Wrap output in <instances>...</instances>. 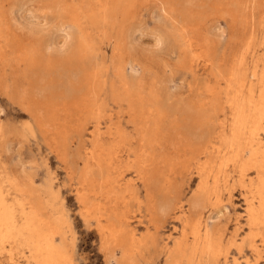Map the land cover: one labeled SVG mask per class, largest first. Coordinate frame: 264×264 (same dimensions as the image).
<instances>
[{"label": "bare ground", "instance_id": "bare-ground-1", "mask_svg": "<svg viewBox=\"0 0 264 264\" xmlns=\"http://www.w3.org/2000/svg\"><path fill=\"white\" fill-rule=\"evenodd\" d=\"M114 1L118 2V0ZM185 1L183 5H186L187 0ZM162 2L163 4H161L164 7V1ZM12 5L14 4L12 3ZM261 5L263 6V4ZM22 6L19 7L22 8ZM177 8L174 9L176 12ZM17 9L18 11L22 10ZM119 9L121 10V8ZM204 9L206 8L204 7ZM10 11L9 13H11ZM16 11L14 10L13 12ZM17 13H15V19L17 18ZM171 14L168 16L171 17ZM175 14L177 15L178 13ZM187 17V21L191 19ZM26 18L28 17L23 20L26 21ZM183 20L185 21V19ZM28 21L25 24H28ZM86 21L87 18H85L84 22ZM48 24L52 25L53 23ZM47 25L46 29L49 28H47ZM37 29L35 30L37 31ZM43 30L44 28L41 32L44 33L46 30ZM49 30L51 29L49 28ZM261 32L262 68L252 61L253 65H247L245 53L240 52L234 56L228 73L216 81V88L209 93V98L205 102L185 104L182 107L179 106V109L173 108L174 110L177 109L179 113L176 121L172 123L173 127L171 129L174 135V141L171 146L174 152L173 156L167 154L163 148L160 149L158 147L156 138L158 120L166 115L165 109L158 102L149 99V97L137 90L134 93H132V90L114 93L117 102H126L128 117L136 130L134 142L132 138H129L126 130L116 124L107 127L106 137L101 136L99 125L105 113L106 99L104 100L103 95L105 94L101 92L103 89H101L98 81V73H88L85 68L86 64H83L88 59L86 57L89 49V43L84 40L73 51L75 58H71L72 54H67V60H64L65 62L62 60V62L59 61L58 63L52 61L50 57H47L45 61L41 60L38 56V45L28 46L27 49L31 53V59L37 72L36 76H38L35 77L37 79H34V84L31 83L28 87L20 86L18 88V86H14L8 89L2 79H0V94H4L11 104L24 110L31 118L30 121L27 120L25 122L24 118L20 127H15L17 123L15 126L9 127V130L11 129L10 132L14 133L15 131L16 133L18 131L20 135L23 134L22 136H24L33 135L35 127L45 131L48 120L52 118V112L55 110L53 101L56 98L65 100L63 107L68 106V108L71 107L76 111L81 120L80 130L83 131L84 127L89 123L93 125V130L89 132L91 134V138L89 137L90 147L82 152L77 147V150L73 153V158L79 165L77 170L80 187L77 189L76 196L79 204L83 207L81 216L87 226L94 225L99 236L100 249L108 262L113 261L114 264H141V260L142 262L143 260L149 261L145 254L154 250L156 253L158 252V255L164 256L163 264H227L229 251L234 248L238 253H241L245 246L250 249L255 258L259 259L261 257L259 245L264 242V15L262 16ZM8 34L5 14L0 7V58H3L2 54L8 41ZM34 34L36 33L34 32ZM132 35L134 36V34ZM39 36L42 37L43 35ZM42 41H45V39ZM154 41L156 42V40ZM49 43H45V45L48 46ZM62 44L63 42L61 46ZM67 46H64V48H67ZM63 50L66 51V49ZM53 52L51 53L53 54ZM73 60H75L76 65L71 63ZM88 61L87 63H89ZM5 67L7 66L5 65ZM101 72L103 73V70ZM3 79L5 78L3 77ZM15 87L18 89H15ZM60 91L62 94H59ZM70 98L72 100H69ZM69 101L70 103L68 104ZM2 123L0 122V140L4 136L5 130V126ZM58 136L56 141L54 140V143L58 145V150L60 149V153L57 152V154L62 159H66L69 155V153H66V149H71V147L67 148L70 141H67L63 132L59 133ZM35 146H37L36 143ZM121 154H125L128 161L124 162L125 160L122 159ZM187 164L188 166L194 165L193 172L198 178L195 188L192 192L190 191L188 214L183 210L180 193L174 188L170 175L176 165H179L182 171V168ZM131 169L141 183L144 191V200H141L138 196L137 187L133 182L130 180L124 181V172ZM72 172L73 170L71 169L70 173ZM18 176L19 174L11 176L6 171L5 165L0 162V246L3 247L6 243L11 247L17 245L25 247L26 262L32 261L34 264H73L69 243H67L64 233L61 231L64 221L60 217L54 216L53 201L56 193L52 191L49 184L48 198L44 200L38 195V190L32 187L31 177L22 176L28 180L23 183ZM236 188L240 189L243 195V214L247 234L238 242L236 237L239 228L234 229V233L230 234L226 242H224L222 231L215 228V222H212L215 218H210L211 223L208 224L209 221H205L203 212L205 209L214 206L215 203L218 204L222 201L223 193L231 196V193ZM8 195L13 196L11 201L8 200ZM132 203H136L137 210H144L146 217L148 216L147 222L150 226L141 234H137L135 229L130 226L131 217L129 213L131 212L130 204ZM171 213L176 214L174 218L181 224L177 230L178 235L172 239L171 245H160L161 247L159 246L160 248L158 249L159 242L149 228L152 227L154 230L159 228ZM56 236L59 237L58 241H56ZM117 251L119 252L118 254H116ZM248 257H244L243 261L234 258L233 264H254ZM220 259H223V261L219 262Z\"/></svg>", "mask_w": 264, "mask_h": 264}, {"label": "rangeland", "instance_id": "rangeland-1", "mask_svg": "<svg viewBox=\"0 0 264 264\" xmlns=\"http://www.w3.org/2000/svg\"><path fill=\"white\" fill-rule=\"evenodd\" d=\"M9 1L10 0H0V7L4 11L9 32L7 36L8 41L2 54L3 58H0V79H2L8 89L14 86H18V88L20 86L28 87L31 83L34 84L33 81L35 82L37 79H35V77H38L36 76L37 72L35 65L31 59V53H29L27 49L28 46L38 45V56L41 60L45 61L47 57H50L52 61L58 63L59 61L62 62V60L65 62L64 60H67L68 55L71 54L73 55L71 58H75L73 51L76 50L80 42L84 40L89 43L86 57L89 63L85 60L86 62L84 61L85 63L83 64H86L87 67L85 66V68L88 73H98V81L101 89H103L101 92L105 94L103 95L104 97H102L104 100L106 99L105 113L99 125L101 136L106 137L105 132L107 127L116 124L123 130H126L129 138H132L134 142L136 130L128 117L126 102H117L114 93L124 90H132V93H134V91L137 90L149 97V99L158 102V104L165 109L166 115L158 120L156 138L159 145L158 147L160 149L163 148V150L171 156L174 155L173 149L171 148L174 141V135L171 130L173 127L172 123L175 122L177 116H179L178 110H174V107L179 109V106L182 107L185 104H199L205 102L209 98V93L216 88V81L228 73L234 56L240 52L245 53L247 65H253L252 62H254L262 68L261 31L262 16L264 15V0H187L188 4L186 3V5H183L186 2L185 0H152V2H150L151 0H118V2L114 0H15L14 2V0H11L14 5ZM162 1H164V7L162 6ZM228 3L233 5L231 6ZM261 4H263V6ZM19 6H22V8ZM167 6L168 8H166ZM169 6L172 10H169ZM203 6L206 9H204ZM176 7H178L177 12L174 10ZM186 7L189 9H186ZM17 8L22 10L18 11ZM119 8L124 12H121ZM13 9L18 12L16 19V12H13ZM9 11L11 13H9ZM128 11L130 14L127 13ZM174 11L178 14L176 15L173 13ZM217 11L218 13H216ZM170 14L171 17L168 16ZM19 15H22L21 18H19ZM185 16L191 19L187 21ZM230 16L234 17L233 20ZM25 17H28L26 19L29 20L28 22L30 25L29 23L25 24L27 21L23 20ZM85 18H87L86 22H84ZM183 19H185V21ZM48 23L53 24L49 25ZM57 23L59 24L57 25ZM37 24L38 26H36ZM46 25L47 28L49 27L53 31L51 32L49 28L46 29ZM43 28V31L46 30L44 33L41 32ZM35 29H37L38 33ZM69 30L71 31L69 32ZM57 31L60 33H56ZM34 32L36 34H34ZM37 34L43 36L41 37ZM132 34H134L136 38ZM63 35L68 36L66 38V36ZM52 38H55V44L58 46L54 44ZM72 38L73 40H71ZM43 39H45V41H42ZM50 39L53 42H51ZM154 40H156V42ZM44 42L46 44L49 43L50 47L49 45H45ZM62 42L63 44L61 46ZM64 46H67V48H64ZM61 47L66 49V51ZM118 48L119 50H117ZM51 52H53V54ZM41 63L43 62L41 61ZM71 63L76 65L75 60ZM5 65L7 67H5ZM102 70L103 73L101 72ZM51 75H53V73H51ZM3 77L6 80L3 79ZM18 88L15 87V89ZM59 94H62L61 91ZM54 100L53 102L55 105L54 103L53 105L55 110L52 112V118L48 120L49 122L45 128L46 132L35 127L33 135L22 136L23 134L20 135L18 131H16V133L15 131L14 133L10 132L11 129L9 130V127L15 126L16 123L15 127H20L23 124L24 118V122L31 120L30 115L18 106L11 104L4 94H0V122H3L2 124L5 126L4 136L1 138L2 141L0 140V162L5 165L6 171L11 176L19 174V180L22 179L21 181H23V183L28 181L27 178L23 177H31L32 187L38 190V195L44 200L48 198L50 184V188L56 193V197L53 201L54 216L60 217L64 221L61 231L64 233L67 243H69L73 264H114L113 261L108 262L106 256L100 249L99 236L94 225L87 226L85 224L81 216L83 207L79 204L76 196L77 189L80 187L77 170L79 165L75 162L73 153H75L74 151L77 150V147L79 150L81 149L80 152L90 147L89 139L91 138V134L89 132L93 130V125L89 123L84 127L83 131L80 130L81 120L76 111L71 107L68 108V106L63 107L65 100L63 101V99L60 100L59 98ZM69 100H72V98ZM69 103L70 101L68 104ZM55 118L57 119L54 120ZM61 132L65 134L67 141H70L68 142L67 148L71 147V149H66V153H69L66 159H62L59 154H57V152L60 153V149L58 150V145L54 143V140L56 141L59 137L58 134H61ZM73 132L76 134L74 135ZM5 141L7 142L5 143ZM35 143L38 147L35 146ZM74 143L76 144L74 145ZM121 156L122 159L125 160L124 162H126L127 159L125 154H121ZM71 169L73 170L72 173H70ZM182 169L181 171L180 166L176 165L170 175L174 188L180 193L179 196L183 205V210L188 214L190 193L195 188L198 178L193 172V164L189 166L187 164ZM166 173L169 174L167 171ZM123 176L124 181L130 180L134 183L137 187L138 196L141 200H144V191L140 181L137 180V176H135V172H133L132 169L126 170ZM12 195L7 196L9 201L13 199ZM242 196L241 190L237 188L231 193V196L227 193H223L222 201L218 204L215 203L214 206L205 209L203 212L205 221H209L208 224L211 223L210 218H215L212 222H215V228L222 231L224 242H226L230 234L234 233V229L239 228L236 237L238 242L247 234L245 217L243 214L244 203ZM135 204L136 203L130 204V226L135 229L137 234H141L145 232L146 228L150 225L147 222L148 216L146 217V212L144 210H140L141 212L137 210ZM175 215L176 214L171 213L170 216H167V220L156 230L152 227L149 228L151 232H153L155 239L159 242H157L158 249L164 244L171 245L172 239L178 235L177 230L180 228L181 224L174 218ZM56 237L58 238H56V241H58L59 237ZM259 247L261 251V257L259 259L255 258L247 246L244 247L241 253H238L234 248L231 249L227 255V264H233L234 258L243 261L244 257L248 256L254 264H264V242L261 243ZM118 253L117 251L116 254ZM146 254L145 256L146 258L148 257L149 261L143 260L142 262L141 260V264L164 263V256L161 254L158 255V252L156 253L154 250H151ZM25 255L26 249L23 246L17 245L11 247L6 243L3 247L0 246L1 264H34L32 261L26 262ZM222 261L223 259L219 260V262Z\"/></svg>", "mask_w": 264, "mask_h": 264}]
</instances>
